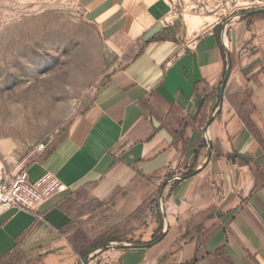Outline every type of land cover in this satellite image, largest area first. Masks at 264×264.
<instances>
[{
    "label": "crops",
    "instance_id": "1",
    "mask_svg": "<svg viewBox=\"0 0 264 264\" xmlns=\"http://www.w3.org/2000/svg\"><path fill=\"white\" fill-rule=\"evenodd\" d=\"M75 1L117 67L56 150L27 168L67 192L35 212L0 213V264H80L81 245L123 225L143 247L88 264H245L234 249L243 227L260 244L240 243L245 258L264 264V16L226 26L220 96L223 26H190L168 0ZM159 194L164 233L149 205ZM143 204L141 220L128 221Z\"/></svg>",
    "mask_w": 264,
    "mask_h": 264
},
{
    "label": "rangeland",
    "instance_id": "2",
    "mask_svg": "<svg viewBox=\"0 0 264 264\" xmlns=\"http://www.w3.org/2000/svg\"><path fill=\"white\" fill-rule=\"evenodd\" d=\"M168 1L190 26L212 24L218 30L249 17L239 18L246 11L264 8V0ZM116 67V54L75 0H0V163L6 169L39 163ZM120 228L132 233L130 226ZM241 233L240 243L259 248L245 227ZM234 242L239 258L253 264Z\"/></svg>",
    "mask_w": 264,
    "mask_h": 264
},
{
    "label": "built area",
    "instance_id": "3",
    "mask_svg": "<svg viewBox=\"0 0 264 264\" xmlns=\"http://www.w3.org/2000/svg\"><path fill=\"white\" fill-rule=\"evenodd\" d=\"M190 47L195 49V45ZM66 192L67 187L54 174L47 172L32 180L27 168L0 166V213L8 210L35 212L51 198Z\"/></svg>",
    "mask_w": 264,
    "mask_h": 264
},
{
    "label": "water",
    "instance_id": "4",
    "mask_svg": "<svg viewBox=\"0 0 264 264\" xmlns=\"http://www.w3.org/2000/svg\"><path fill=\"white\" fill-rule=\"evenodd\" d=\"M259 13H264V8H259V9H255V10L246 11V12L240 14L239 18L240 17H244V16H252V15H255V14H259ZM230 22H232V20L226 22L223 25V31H222V44H223V47H224V56H225V70H224L223 79H222L221 84H220V90H219L220 96H222V94H223L226 81H227V79H228V77L230 75V71H231L230 52H229L228 45H227V42H226V39H225V28ZM219 109H220V104H219L217 110L215 111V113L213 114V116L211 117V119L209 120V123L205 127L204 139H205V142H206V158H205V162L204 163H206L208 161V158H209V155H210V152H211V144H210V139H209V135H208V127H209L210 123L213 121V119L215 118V116L217 115ZM176 179L177 178H172L170 181H174ZM161 197H162V195L159 194L157 205H158L159 213H160L161 217L163 218V233H164L166 231V229H167V220L164 217L163 203H162ZM141 247H143V246L139 245V244H130V243L127 244V243L109 242V243H106V244H104L102 246L96 247L91 252H89V254H87V256H85L82 259L80 264H88L90 262V260L94 256H96L99 253L105 252L106 250H109V249H115V248H141Z\"/></svg>",
    "mask_w": 264,
    "mask_h": 264
},
{
    "label": "trees",
    "instance_id": "5",
    "mask_svg": "<svg viewBox=\"0 0 264 264\" xmlns=\"http://www.w3.org/2000/svg\"><path fill=\"white\" fill-rule=\"evenodd\" d=\"M260 16H264V13H259V14H255V15H252V16H249L247 18H252V17H260ZM105 82V81H104ZM103 82V83H104ZM103 83L101 85H103ZM100 85V86H101ZM67 135V134H66ZM66 138L63 137L55 146L52 150H50L48 152V154L40 161L43 162L50 154H52L56 148L60 145V143ZM205 146V144L203 143V147ZM149 205H150V208L152 211H154L156 213V216L158 217V220H160V216H159V212H158V206H157V202L156 200L152 199L150 200L149 202ZM147 207V204H143L129 219L128 221L130 220H141L144 212H145V209ZM161 221V220H160ZM128 236V232L127 233H124V231L121 230V228H118V229H114L112 231H110V233L106 234L105 236L101 237L100 239L96 240V241H93V242H87V246L83 247L81 245V248L82 250H80V253H81V259H83L85 256H87V254H89V252H91L94 248L102 245V244H105L107 242H123V241H126V237ZM130 243V242H129ZM82 244V243H81Z\"/></svg>",
    "mask_w": 264,
    "mask_h": 264
},
{
    "label": "bare ground",
    "instance_id": "6",
    "mask_svg": "<svg viewBox=\"0 0 264 264\" xmlns=\"http://www.w3.org/2000/svg\"><path fill=\"white\" fill-rule=\"evenodd\" d=\"M2 164L0 163V166H1Z\"/></svg>",
    "mask_w": 264,
    "mask_h": 264
}]
</instances>
